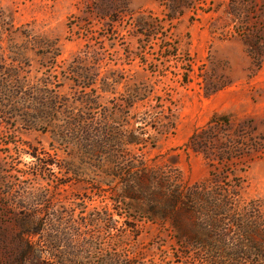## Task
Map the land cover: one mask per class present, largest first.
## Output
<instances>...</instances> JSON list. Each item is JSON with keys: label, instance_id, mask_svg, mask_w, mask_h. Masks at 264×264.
<instances>
[{"label": "rangeland", "instance_id": "obj_1", "mask_svg": "<svg viewBox=\"0 0 264 264\" xmlns=\"http://www.w3.org/2000/svg\"><path fill=\"white\" fill-rule=\"evenodd\" d=\"M107 2L0 0V264H202L150 201L196 188L216 208L183 229L212 217L264 257V0H127L114 34ZM223 116L232 162L187 149Z\"/></svg>", "mask_w": 264, "mask_h": 264}, {"label": "trees", "instance_id": "obj_2", "mask_svg": "<svg viewBox=\"0 0 264 264\" xmlns=\"http://www.w3.org/2000/svg\"><path fill=\"white\" fill-rule=\"evenodd\" d=\"M127 0H108L107 7L104 9H100L99 13L101 17L98 19L104 23V27H108L111 32L115 33V27L118 23H122L127 16V11L124 5ZM112 10V11H111ZM111 12L110 15H107ZM106 20L109 22L105 23ZM137 23L138 27L141 31L147 32L155 29H159L163 27V20L152 21V24H147V22L140 18ZM162 28L161 30H163ZM140 35H143L140 33ZM150 39L149 36H146ZM166 37H163L164 42ZM166 43V42H165ZM142 52L140 54L141 63L145 62L146 46H143ZM161 51V60L163 66L166 63H169V58H177V52L173 48L171 54L165 55L163 50ZM165 55V56H164ZM191 73L190 70H187V74H184L181 80L183 85H188L190 81L187 76ZM221 88L214 87L208 88L206 90V95L215 94L220 91ZM217 119V118H216ZM207 129L196 130L190 136L188 143L186 144L187 149L191 150L196 154L203 153L206 159L219 162H227L230 163L233 160V152L237 148L232 146L227 140L220 136V132L228 133L231 129L230 122L227 117L223 116L218 118V120L212 119L210 123H208ZM238 149V148H237ZM241 149V146H240ZM161 185V184H159ZM162 186V185H161ZM163 188V187H162ZM164 193H155L153 194V200L151 198L150 201L154 203V210L160 212L161 223L164 226H168L171 233L176 231V234L173 233V238L177 243L186 246V249H197L200 252L204 253L205 258L202 260V264H250L254 258L260 259V261L264 264V257L257 256L256 253H260V248H257V244L255 243L254 234L247 232L245 229H241L238 231L237 240H231L228 229H221L220 222H213L212 217L210 218V223L207 225V239H200L196 233L193 235H189L181 225L179 220V214L189 213L192 224L195 228H197V224L199 223V215L201 214V210L199 207L201 203H205L210 205V208L214 210L216 208L215 203L211 202L210 194L207 192H200L199 189H193L188 194L183 195L179 190H167ZM158 194V195H157ZM238 195H230L225 198V200H220L221 205H225L224 209H226V205H230L231 207H235V203L237 201ZM216 202V200H215ZM207 208V207H206ZM209 209L207 211H209ZM235 212V211H232ZM234 217V216H233ZM234 221L236 218H233ZM234 221L232 223H234ZM189 235V236H188ZM231 240V241H230ZM29 248H24L22 253H26Z\"/></svg>", "mask_w": 264, "mask_h": 264}]
</instances>
